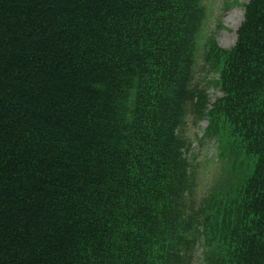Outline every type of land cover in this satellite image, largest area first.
Masks as SVG:
<instances>
[{"label": "trees", "instance_id": "16d2710c", "mask_svg": "<svg viewBox=\"0 0 264 264\" xmlns=\"http://www.w3.org/2000/svg\"><path fill=\"white\" fill-rule=\"evenodd\" d=\"M248 2L206 112L205 0H0V264H264V0ZM192 112L209 140L228 127L199 204Z\"/></svg>", "mask_w": 264, "mask_h": 264}, {"label": "rangeland", "instance_id": "374dc122", "mask_svg": "<svg viewBox=\"0 0 264 264\" xmlns=\"http://www.w3.org/2000/svg\"><path fill=\"white\" fill-rule=\"evenodd\" d=\"M248 3V0H205V9H208L210 5L212 6L211 17L201 31V34H203V44L201 46L198 45L196 50L195 74L192 85L207 87L208 103L206 112L212 111L216 101L218 102L222 98H226V92L219 88L220 75L218 71L220 69L219 67L217 69L212 67L214 62L210 58L215 55L218 56V48L222 50L233 48L237 38L236 35L245 16V7ZM132 96H134V91H132ZM132 96L129 97V101L126 103L129 112L133 104ZM191 115L196 123L191 120L186 127L188 130L187 134L192 139L191 151L187 156L192 163H195L197 156L198 159H201L204 155L211 159L205 168V177L196 190L195 204H199L206 193H212L215 190V183L220 178V174H217L219 172L217 169L220 168V165H216V162L218 161L222 165V160L218 159V157L222 147H225L228 138V135H226L228 127L226 128L225 124V133H221L223 138L209 140L205 136L207 131L211 129L207 120L194 118L193 112ZM219 126L220 124L218 125V129L220 130ZM221 129L224 128L221 127ZM204 235L206 244L207 238L210 235L208 231ZM196 251L199 254L201 248H197Z\"/></svg>", "mask_w": 264, "mask_h": 264}, {"label": "bare ground", "instance_id": "6f19581e", "mask_svg": "<svg viewBox=\"0 0 264 264\" xmlns=\"http://www.w3.org/2000/svg\"><path fill=\"white\" fill-rule=\"evenodd\" d=\"M222 169V168H221ZM224 173V172H223Z\"/></svg>", "mask_w": 264, "mask_h": 264}]
</instances>
